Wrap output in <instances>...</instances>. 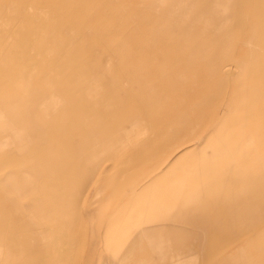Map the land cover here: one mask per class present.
Masks as SVG:
<instances>
[{
    "label": "rangeland",
    "instance_id": "obj_1",
    "mask_svg": "<svg viewBox=\"0 0 264 264\" xmlns=\"http://www.w3.org/2000/svg\"><path fill=\"white\" fill-rule=\"evenodd\" d=\"M248 4L0 0V17L9 19L0 24V32L16 33L27 26L25 17L42 16L51 34H89L107 46L117 59V71L133 78L132 86L124 88L131 96L139 92L138 105L145 106L147 91H157L158 133L170 130L172 142L124 176L112 161L104 169L110 179L121 180L111 184L124 189H117L118 196L147 197L148 203L132 205L134 210L145 214L149 200L159 198L160 217L145 229L165 221L196 225L201 233L195 226L179 228L181 242L203 243L206 264H264V0L255 8ZM46 36L47 47L54 46L53 34ZM93 188L87 192L88 211L97 233L89 239L84 264L144 261L149 250L141 246L145 242L132 223L117 237L106 238L111 193L106 188L95 196ZM184 194L193 195V202L183 204ZM172 200L175 214L204 200L203 214L171 216ZM117 212L124 219L129 215L128 207ZM112 241L117 242L114 252L108 246Z\"/></svg>",
    "mask_w": 264,
    "mask_h": 264
},
{
    "label": "crops",
    "instance_id": "obj_2",
    "mask_svg": "<svg viewBox=\"0 0 264 264\" xmlns=\"http://www.w3.org/2000/svg\"><path fill=\"white\" fill-rule=\"evenodd\" d=\"M25 18L20 31L0 32V264H84L97 233L88 211L92 186L95 196L106 188L111 193L106 238L130 222L148 247L144 261L128 264H206L203 243L181 242L179 228L195 226L201 233L196 225L165 221L145 229L160 217L159 198L149 200L145 214L134 210L147 197L118 196L123 188L111 184L121 180L104 169L112 161L124 176L172 142L170 130L158 133L157 91H147L145 106L138 105L139 92L133 97L124 88L133 78L117 71L107 46L89 34L66 32L47 47L46 20ZM8 23L0 17V24ZM144 77L150 87L151 74ZM192 196L184 194L182 203L193 202ZM203 202L175 214L172 200L169 215H202ZM125 207L124 219L117 211ZM108 246L114 252L117 242Z\"/></svg>",
    "mask_w": 264,
    "mask_h": 264
},
{
    "label": "bare ground",
    "instance_id": "obj_3",
    "mask_svg": "<svg viewBox=\"0 0 264 264\" xmlns=\"http://www.w3.org/2000/svg\"><path fill=\"white\" fill-rule=\"evenodd\" d=\"M248 2H249V4H248V6L250 7V8H255L256 6H259L258 4H259V2H263V0H248ZM9 13H10V11H9ZM11 15V14H10ZM23 16V15H22ZM32 17V16H31ZM34 17V19L36 20V21H41L42 19H43V17L42 16H33ZM46 19V18H45ZM52 21V20H51ZM55 21V20H54ZM66 22V21H65ZM14 25V24H13ZM64 26V25H63ZM2 27V26H1ZM46 29V35L47 34H49V35H52L53 34V36L54 35H56L58 32H54V33H52L51 34V32L50 31H48L47 29H48V27L47 28H45ZM55 37V36H54ZM64 38V37H63ZM68 38H69V36H68ZM76 39V38H75ZM67 40V39H66ZM61 42V41H60ZM64 42V41H63ZM70 43V42H69ZM89 43V42H88ZM64 44V43H63ZM72 44V43H71ZM80 45H82V44H80ZM89 45V44H88ZM74 48H75V46H73ZM83 47H84V45H83ZM88 48V47H87ZM85 52V51H84ZM92 52V51H91ZM100 52V51H99ZM82 53V52H81ZM79 55V54H78ZM70 56H72V54L70 55ZM99 56V55H98ZM15 61V60H14ZM77 61V60H76ZM71 63V62H70ZM72 63H75V62H72ZM12 64V63H11ZM17 67V66H16ZM67 67H70V66H67ZM66 68V67H65ZM73 70H75V69H73ZM72 70V71H73ZM71 73V72H70ZM79 73V72H78ZM72 74V73H71ZM82 76V75H81ZM77 77V76H76ZM75 77V78H76ZM72 79V78H71ZM80 79V78H79ZM122 93V92H121ZM120 94V93H119ZM122 95V94H121ZM113 103V102H112ZM112 106H113V104H112ZM117 106V105H116ZM108 108V107H107ZM110 110V109H109ZM111 111V110H110ZM111 117V116H110ZM142 123H143V120H142ZM172 123V122H171ZM145 125H146V123H144ZM117 126V125H116ZM147 126V125H146ZM145 126V127H146ZM145 127L143 128V129H145ZM110 130V129H109ZM108 130V131H109ZM132 130H130V132H131ZM141 138V137H140ZM134 141H136V140H134ZM257 176V175H256ZM255 178V177H254ZM245 205V204H244ZM262 212V211H261ZM57 231H59V230H57ZM58 234V233H57ZM29 236V235H28ZM24 238V237H23ZM28 238V237H27ZM209 238V237H208ZM37 240V239H36ZM50 240V239H49ZM53 240H54V238H53ZM213 243V242H212ZM47 248V247H46ZM46 248H45V251H46ZM54 249V248H53ZM44 250V249H43ZM49 251V250H48ZM47 254V253H46ZM34 255V254H33ZM59 257V256H58Z\"/></svg>",
    "mask_w": 264,
    "mask_h": 264
}]
</instances>
